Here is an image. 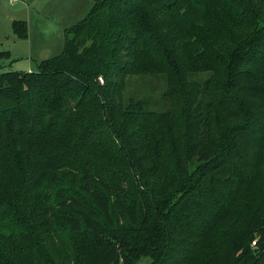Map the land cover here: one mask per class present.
Masks as SVG:
<instances>
[{
  "label": "trees",
  "instance_id": "16d2710c",
  "mask_svg": "<svg viewBox=\"0 0 264 264\" xmlns=\"http://www.w3.org/2000/svg\"><path fill=\"white\" fill-rule=\"evenodd\" d=\"M92 2L61 54L0 72V200L22 199L0 206V264H264V0ZM221 17L255 40L213 52L215 71L203 30ZM136 74L164 80L160 107L125 97ZM29 211L39 235L93 237L61 261L18 230Z\"/></svg>",
  "mask_w": 264,
  "mask_h": 264
},
{
  "label": "rangeland",
  "instance_id": "374dc122",
  "mask_svg": "<svg viewBox=\"0 0 264 264\" xmlns=\"http://www.w3.org/2000/svg\"><path fill=\"white\" fill-rule=\"evenodd\" d=\"M92 0H0V51H9L10 57L0 58V72L7 70L31 71L37 68V64L47 58L58 56L63 52L65 44V34L67 28L81 21L90 11ZM211 16H216L217 12L212 11ZM13 20H23L26 23V37L17 38L12 30ZM216 20L219 29H211L209 24ZM209 19L208 25L203 32L208 36L213 31L215 46L211 54L203 60L205 67L216 71L214 55L219 56V60L225 62L228 55L224 52L234 49L235 42H240L250 46L253 37L242 39L237 33L232 32V27L227 28L231 21L222 17ZM213 52L215 54H213ZM237 53H235L236 56ZM236 58V57H235ZM208 72H201L200 76ZM125 97L135 95L138 97L148 96L160 107L159 98L164 88V80L156 76L139 74L130 75L126 81ZM251 181V179H250ZM255 186V185H254ZM21 196L11 195L0 200V206L10 210H19L22 207ZM241 213H247L246 208H242ZM23 220L18 230L30 232L38 236L45 228L38 222L32 211L22 213ZM163 216V215H162ZM122 222V220H120ZM47 233L39 235L42 245L53 251L62 261L63 258L73 260L74 255H78L83 244L91 239V233H72L68 230L62 231L56 228L55 231L47 230ZM112 237L128 238L127 231L115 226L110 230ZM171 253L164 257L158 264H170ZM199 261L204 264L208 259L206 251L201 252ZM152 259L148 256H140L133 264H152ZM63 264L65 262H62ZM119 264H123L122 259ZM155 264V263H154Z\"/></svg>",
  "mask_w": 264,
  "mask_h": 264
},
{
  "label": "built area",
  "instance_id": "2783aa9c",
  "mask_svg": "<svg viewBox=\"0 0 264 264\" xmlns=\"http://www.w3.org/2000/svg\"><path fill=\"white\" fill-rule=\"evenodd\" d=\"M98 80H99L100 82H103V80H102V77H101V76H99V77H98Z\"/></svg>",
  "mask_w": 264,
  "mask_h": 264
}]
</instances>
